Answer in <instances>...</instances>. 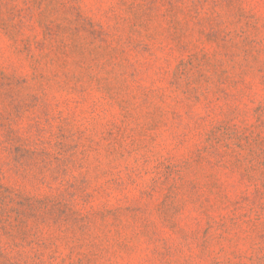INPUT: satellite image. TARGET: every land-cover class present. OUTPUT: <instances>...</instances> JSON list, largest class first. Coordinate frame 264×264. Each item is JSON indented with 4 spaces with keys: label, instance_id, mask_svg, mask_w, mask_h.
I'll use <instances>...</instances> for the list:
<instances>
[{
    "label": "rangeland",
    "instance_id": "rangeland-1",
    "mask_svg": "<svg viewBox=\"0 0 264 264\" xmlns=\"http://www.w3.org/2000/svg\"><path fill=\"white\" fill-rule=\"evenodd\" d=\"M0 264H264V0H0Z\"/></svg>",
    "mask_w": 264,
    "mask_h": 264
}]
</instances>
